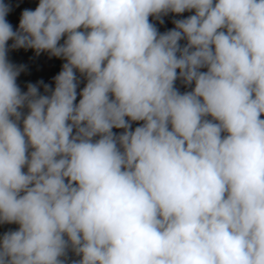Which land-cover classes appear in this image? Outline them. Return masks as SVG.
Wrapping results in <instances>:
<instances>
[{
    "label": "clouds",
    "instance_id": "1",
    "mask_svg": "<svg viewBox=\"0 0 264 264\" xmlns=\"http://www.w3.org/2000/svg\"><path fill=\"white\" fill-rule=\"evenodd\" d=\"M9 11L0 264H264V0H39L16 31ZM9 40L66 61L54 90L21 92Z\"/></svg>",
    "mask_w": 264,
    "mask_h": 264
},
{
    "label": "crops",
    "instance_id": "2",
    "mask_svg": "<svg viewBox=\"0 0 264 264\" xmlns=\"http://www.w3.org/2000/svg\"><path fill=\"white\" fill-rule=\"evenodd\" d=\"M0 2L10 6V11L6 16V20L9 24H11L14 31L18 30L19 28L22 12L25 9H30L34 11L39 4V0H0ZM171 14L176 18V20L186 19L187 17L194 15L195 10L185 11L184 13L181 14H175V13H171ZM149 20L153 21L155 20V18L150 16ZM173 28H175V24L168 22L163 26V28L157 30L159 33L163 34ZM66 38H67L66 36L62 37L59 43L62 44ZM12 43L13 41L11 40L7 42V46H8L7 59L15 66H21V65L25 66L24 70L20 72V74L16 79V83L20 87L21 92L27 91V85L29 83L37 84L38 81H43L44 84H48L50 88L54 90L55 88L54 77L59 74V72L62 70V65L66 63V61L62 58L50 56V54L47 52H41L39 55H37L35 50L30 48L13 49L11 48ZM182 43L187 44V40L182 39L181 41H179V44ZM200 71L202 72L207 71V68H201ZM177 73H179V69H177ZM76 76L80 81L77 87V99L75 101V103H78L79 100L81 99L79 93L86 86L87 80L83 75L79 73L78 70L76 71ZM175 87L178 89L180 93L190 92L194 89L195 82H193L191 85H186L181 79H177L175 81ZM38 91L42 95L51 94L50 92L49 93L44 92L43 85H39ZM21 111L26 115L28 109L25 107ZM261 118L264 119V115H262ZM126 119L128 118L126 117ZM207 119H211V117L209 116L207 117ZM142 124L143 121L131 122V128L132 130H134L136 127L141 126ZM112 131L115 134L119 135L124 131V129L113 128ZM73 134H75V129L73 130ZM93 139L96 140L99 139V137L97 136L94 137ZM29 151H32V149H29ZM22 170L24 172H27V167L25 166ZM18 229H19V225L16 223H0V240H2L3 235L6 232L16 231ZM80 258L81 257L77 256L71 248L67 250L66 257H62V259L65 260V264H72L73 261H78Z\"/></svg>",
    "mask_w": 264,
    "mask_h": 264
},
{
    "label": "trees",
    "instance_id": "3",
    "mask_svg": "<svg viewBox=\"0 0 264 264\" xmlns=\"http://www.w3.org/2000/svg\"><path fill=\"white\" fill-rule=\"evenodd\" d=\"M162 19H163V23H160L159 20L155 19L153 21L149 20L150 23L154 24V26L157 28V29H161L163 28V26L168 23V22H171L173 23L174 20H176V18L171 14V13H168L167 15L165 16H162Z\"/></svg>",
    "mask_w": 264,
    "mask_h": 264
},
{
    "label": "built area",
    "instance_id": "4",
    "mask_svg": "<svg viewBox=\"0 0 264 264\" xmlns=\"http://www.w3.org/2000/svg\"><path fill=\"white\" fill-rule=\"evenodd\" d=\"M181 45V47H183V46H185L186 45V43H182V44H180Z\"/></svg>",
    "mask_w": 264,
    "mask_h": 264
},
{
    "label": "rangeland",
    "instance_id": "5",
    "mask_svg": "<svg viewBox=\"0 0 264 264\" xmlns=\"http://www.w3.org/2000/svg\"><path fill=\"white\" fill-rule=\"evenodd\" d=\"M214 2H215V0H214Z\"/></svg>",
    "mask_w": 264,
    "mask_h": 264
}]
</instances>
